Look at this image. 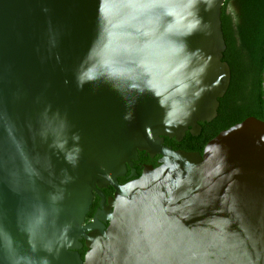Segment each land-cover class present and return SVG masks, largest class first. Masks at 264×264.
I'll list each match as a JSON object with an SVG mask.
<instances>
[{
  "label": "water",
  "instance_id": "obj_1",
  "mask_svg": "<svg viewBox=\"0 0 264 264\" xmlns=\"http://www.w3.org/2000/svg\"><path fill=\"white\" fill-rule=\"evenodd\" d=\"M226 1L199 0V27L174 37L187 43L179 53L149 24L158 0H0V264H264V122L245 119L202 154L163 145L217 117L231 81ZM184 2L164 6L183 18ZM96 58L138 60L183 122L165 124L151 94L79 87ZM140 152L159 166L120 185Z\"/></svg>",
  "mask_w": 264,
  "mask_h": 264
},
{
  "label": "trees",
  "instance_id": "obj_2",
  "mask_svg": "<svg viewBox=\"0 0 264 264\" xmlns=\"http://www.w3.org/2000/svg\"><path fill=\"white\" fill-rule=\"evenodd\" d=\"M230 3L235 11L228 13ZM221 22L226 44L223 62L231 70L230 86L219 100L217 117L211 123L200 124L199 136L187 133L181 143L175 141L174 151L202 154L210 140L245 119L253 117L264 122V0H227Z\"/></svg>",
  "mask_w": 264,
  "mask_h": 264
},
{
  "label": "clouds",
  "instance_id": "obj_3",
  "mask_svg": "<svg viewBox=\"0 0 264 264\" xmlns=\"http://www.w3.org/2000/svg\"><path fill=\"white\" fill-rule=\"evenodd\" d=\"M198 3L199 0H185L183 4L185 14L183 18H178L174 12L164 6V0H158L154 7L159 11V16L155 21H149V24L155 23L158 26L157 38L171 42L175 46L177 52L185 53L187 51L186 41L178 40L174 37L177 35L189 37L193 35L195 30L199 27L201 19L197 8ZM178 23L185 25L186 30L177 33L175 25ZM145 35H148V33H145ZM189 55H191V53H189ZM86 59H93L92 51L89 52ZM100 81L109 84L122 98H127V96L130 95L139 97L145 94H151L156 99L158 106L165 110L163 121L165 124L183 122L181 113H179L174 106L170 107L166 102V98L161 97V94L156 91L152 84L150 74L143 70V65L138 60H131L127 63L114 66L101 62L99 58H96L92 66L80 71L77 76V83L81 88L86 83H96ZM187 115H190V113H183L184 117ZM125 119L130 120L131 114H127ZM63 146V144L60 145L61 148H63ZM215 147L220 148L219 145ZM76 151L78 152L79 149ZM67 159L69 162H73L75 156L69 154ZM224 159L227 161V154H225ZM259 259V254H257V264H259Z\"/></svg>",
  "mask_w": 264,
  "mask_h": 264
},
{
  "label": "flooded vegetation",
  "instance_id": "obj_4",
  "mask_svg": "<svg viewBox=\"0 0 264 264\" xmlns=\"http://www.w3.org/2000/svg\"><path fill=\"white\" fill-rule=\"evenodd\" d=\"M201 131H202V129H201ZM174 142H175L174 139L164 138L163 145L165 147L172 149V147L174 146L173 145ZM160 160H161V157L159 155H155V156L151 157L150 155H146L143 152L138 153V159L133 162L131 168L127 167V172L125 173V175L123 177L118 178V183L120 185H124V184L132 181L134 178L128 179V177L131 174L132 169L135 171V173L138 175V177H140L142 175V172L144 171V169L146 167L151 166L153 168H157L159 166ZM101 192L104 195L106 201L109 198L113 197V195H114V190L112 187H107L105 189H102ZM100 204H101V199L96 194H94V198H93L92 205L90 207V211L87 214L86 219H85V225H89L92 223L94 215L96 214L97 210L100 209ZM106 226H108V224H106ZM81 243L83 244V247L81 248V250L78 251V253L81 256V258L84 259V256L87 252V249L84 245V241H81Z\"/></svg>",
  "mask_w": 264,
  "mask_h": 264
},
{
  "label": "rangeland",
  "instance_id": "obj_5",
  "mask_svg": "<svg viewBox=\"0 0 264 264\" xmlns=\"http://www.w3.org/2000/svg\"><path fill=\"white\" fill-rule=\"evenodd\" d=\"M227 11H228V13H231V12L235 11L234 8H233L232 3H230V4L228 5Z\"/></svg>",
  "mask_w": 264,
  "mask_h": 264
}]
</instances>
